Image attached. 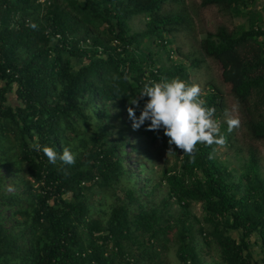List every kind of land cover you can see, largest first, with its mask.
Returning <instances> with one entry per match:
<instances>
[{
	"label": "trees",
	"instance_id": "16d2710c",
	"mask_svg": "<svg viewBox=\"0 0 264 264\" xmlns=\"http://www.w3.org/2000/svg\"><path fill=\"white\" fill-rule=\"evenodd\" d=\"M256 1L201 0L247 22L208 31L200 45L232 85L241 124L252 139L264 140V20ZM140 14L146 27L133 31ZM190 18L185 0H0V264H164L170 241L179 264H264L254 251L257 245L264 253V165L254 145L239 174L206 144L183 157L173 145L171 165L157 173L142 162L137 173L129 163L130 151H140L133 136L169 148L164 129L148 131L146 123L134 133L123 125L112 136L114 116L124 114L132 125L129 100L150 79L193 84L184 61L159 65L148 51L152 44L167 50ZM173 50L182 52L167 50L168 58ZM209 86L208 105L223 119L224 94ZM109 87L122 94L110 98ZM224 121L221 134L232 144ZM36 142L58 155L69 148L75 163L51 164L30 146ZM145 159L152 160L150 152ZM146 171L150 177L138 180ZM117 186L125 197L117 196L107 217L93 210L94 195ZM198 236L218 247L219 260H206Z\"/></svg>",
	"mask_w": 264,
	"mask_h": 264
},
{
	"label": "rangeland",
	"instance_id": "374dc122",
	"mask_svg": "<svg viewBox=\"0 0 264 264\" xmlns=\"http://www.w3.org/2000/svg\"><path fill=\"white\" fill-rule=\"evenodd\" d=\"M185 1L188 4V10L191 17L188 21V26L186 27V30L184 29V31L177 33L176 37L173 39V42H171L170 46L167 47L168 51H170V49L172 50V48H180V51H182L181 54L173 50V52L170 54V58H168V51L160 48L157 44L150 45L148 47V51H152L154 54L156 53L155 55L159 57L160 60L159 65L163 64L170 66L173 62V59L175 61H184L189 69L190 77L188 81L193 84H199L202 90L210 87L209 84L213 83L224 94L225 113L227 112L229 116L237 117L240 119V121H242L240 105L233 94L232 85L230 83H226L223 80V69L221 64L204 54L201 49L200 42L208 31H216L219 26H227L230 30H237L238 26L247 22V18H233L230 13L219 9L215 5L203 7L201 5V0ZM254 9L260 11L262 14V19L264 20V0H257ZM146 20L147 17L145 14H140L133 17V20L131 21L132 30L140 31L144 29L146 27ZM147 42L148 39H144V47H146ZM196 58L201 60V64L198 67H194L191 64V61ZM121 94L122 91L120 89L109 87L108 95L110 98L119 96ZM9 102L13 105L18 102L14 92L9 94ZM225 113L222 120H225L224 122L227 123L226 121L228 117H226ZM111 122L114 124V127L111 128V131H113L112 136H114L118 131V128L123 125H129L131 128H133L132 125L128 123L129 121L126 120V116L124 114L114 116ZM88 130L89 132H92L94 129L90 127ZM134 133H140L139 129ZM133 137L136 138L133 144H135L136 147H139L140 151H130L131 153L129 155V163L132 169L137 173H139V163L142 162L146 163L152 168V170L155 169L157 173L164 169L165 165L169 166L174 162L173 154H170L169 156L167 155L169 148L160 139L153 141L150 137H146L145 135H141L140 139L136 135ZM232 140V144L226 143V145L223 147L217 146L215 156L219 161L225 163V165L230 169H233L236 174H239L242 171L241 164L244 162L245 157H247L248 147L250 145H254L263 156L262 163L264 165V140L252 139L242 124L233 130ZM146 152H150V156L152 158L149 163H147L145 159ZM24 173L26 175L28 174L27 171ZM150 175L151 173L146 171L145 173L139 175L138 180L146 178L145 176L150 177ZM155 177H157V175ZM140 185H142V183H140ZM120 186H117V188L112 190L100 191L95 194L93 197V210L98 211L102 209L105 212L104 217H107V213L118 202L117 196L121 198L125 197V194L123 190L120 189ZM6 187H8V183H6ZM13 190L14 188H9V191ZM164 194V188H160L155 192L156 197L159 198L163 197ZM141 199L145 201L146 197L142 196ZM192 211L199 217L203 215V210L200 203H194L192 206ZM10 214L11 210H7L5 212L6 216H9ZM234 235H236V233H234ZM198 240L203 247L202 254L205 256L208 262L212 263L220 259L219 250L216 245H206L201 236H198ZM168 245V249L164 251V264H179L176 254V244L173 241H170ZM254 251L255 257L257 259H261L264 255L260 246L255 245Z\"/></svg>",
	"mask_w": 264,
	"mask_h": 264
},
{
	"label": "clouds",
	"instance_id": "9594fccd",
	"mask_svg": "<svg viewBox=\"0 0 264 264\" xmlns=\"http://www.w3.org/2000/svg\"><path fill=\"white\" fill-rule=\"evenodd\" d=\"M30 26L34 29L37 27L36 24ZM202 94L199 84L190 85L179 78L149 81L138 96L129 100L128 117L134 130L146 123L148 131L164 129V135L169 138L168 156L174 152L173 145L189 156L197 151L198 144L223 147L227 139L221 134L220 123L214 119L215 109L205 106ZM144 97H148V100L137 116L136 109ZM225 115L228 117L226 122L229 132L240 126L239 118L229 116L227 112ZM30 146L36 151L42 150L51 164H56L58 159L67 165L75 163L76 154L67 147L58 155L53 148L42 147L38 142Z\"/></svg>",
	"mask_w": 264,
	"mask_h": 264
},
{
	"label": "built area",
	"instance_id": "2783aa9c",
	"mask_svg": "<svg viewBox=\"0 0 264 264\" xmlns=\"http://www.w3.org/2000/svg\"><path fill=\"white\" fill-rule=\"evenodd\" d=\"M144 79H146V78H144ZM150 81H154V80L153 79H150ZM162 81H163V79L161 78L160 81H158V82H162ZM212 91L213 90H212L211 87H208L205 90H202V93L203 94H202V97L201 98L204 99L205 104L207 105L206 107H208V108H214L215 109V106L214 105H212V104L208 105V102H207V95L210 92H212ZM214 119H216L220 123V126H221V124L223 123V120H222L221 116H218V115H216L214 113ZM179 154H180L181 157H183V155H184L183 152H182V150H180V149H179Z\"/></svg>",
	"mask_w": 264,
	"mask_h": 264
}]
</instances>
